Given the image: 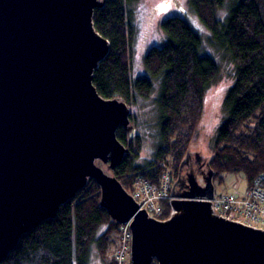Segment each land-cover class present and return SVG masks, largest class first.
<instances>
[{
	"label": "water",
	"instance_id": "1",
	"mask_svg": "<svg viewBox=\"0 0 264 264\" xmlns=\"http://www.w3.org/2000/svg\"><path fill=\"white\" fill-rule=\"evenodd\" d=\"M104 3L0 0V264L89 180L109 218L130 223V264H264V228L213 208L208 155L197 151L198 163L184 177L186 151L164 218L140 209L97 164L115 170L130 155L117 130H135L131 106L103 97L93 83L110 50L93 20Z\"/></svg>",
	"mask_w": 264,
	"mask_h": 264
},
{
	"label": "trees",
	"instance_id": "2",
	"mask_svg": "<svg viewBox=\"0 0 264 264\" xmlns=\"http://www.w3.org/2000/svg\"><path fill=\"white\" fill-rule=\"evenodd\" d=\"M136 1L105 0L93 16L95 28L110 47L94 72L98 92L106 98L120 97L131 106L137 98L151 95L154 80L160 84L155 97L158 144L153 156L143 165H134L140 136L135 130L130 136L122 127L117 130L130 155H125L113 175L129 192L140 177L159 184L161 174L169 170L173 181L176 179L201 120L205 90L218 73L216 60L201 53L200 34L184 17L170 15L161 22L162 44L151 46L144 54L147 75L133 78L130 62L136 28L129 6ZM187 1L210 31L211 43L235 67L234 81L223 100L225 116L209 155L216 173L214 182L221 183L225 172H241L250 184L264 171V0H233L224 19L217 12L225 0ZM99 199V186L89 180L60 207L56 218L24 234L2 264H90L93 245L106 264H116L119 224L100 207ZM162 206L164 218L169 201Z\"/></svg>",
	"mask_w": 264,
	"mask_h": 264
},
{
	"label": "rangeland",
	"instance_id": "3",
	"mask_svg": "<svg viewBox=\"0 0 264 264\" xmlns=\"http://www.w3.org/2000/svg\"><path fill=\"white\" fill-rule=\"evenodd\" d=\"M232 1L225 0L224 5L218 9L217 14L221 19L225 18ZM129 9L131 20L136 28L130 62L133 78L138 75H147L143 62L144 54L151 46L162 44L165 33L161 28V22L170 15H179L187 19L200 34L201 53L216 60L218 73L205 90L203 113L196 135L190 145L192 151H199L209 156L213 151L217 127L225 116L224 96L234 81L233 62L225 52L217 50L211 43L210 31L190 10L187 0H137L129 6ZM159 87V80H154L151 95L146 99L139 97L135 104L131 105L133 116H131V122L141 140L139 154L133 160L134 165L145 164L153 156L158 144V110L155 97ZM97 164L102 166L107 173L113 175V171L109 170L103 162L98 161ZM222 176L221 183L214 182L216 194H242L248 186V181L241 172H225ZM90 264H106L95 245L91 249ZM124 264H130V248L126 253Z\"/></svg>",
	"mask_w": 264,
	"mask_h": 264
},
{
	"label": "built area",
	"instance_id": "4",
	"mask_svg": "<svg viewBox=\"0 0 264 264\" xmlns=\"http://www.w3.org/2000/svg\"><path fill=\"white\" fill-rule=\"evenodd\" d=\"M173 177L169 170L161 174L159 184H154L143 177L133 185L131 194L145 209L149 216L162 218V202L170 200ZM213 208L220 214L242 221L246 224L264 228V171L256 175L242 194L219 193L211 200ZM129 222L119 224L118 246L114 253L116 264H124L126 253L130 248L131 230Z\"/></svg>",
	"mask_w": 264,
	"mask_h": 264
},
{
	"label": "flooded vegetation",
	"instance_id": "5",
	"mask_svg": "<svg viewBox=\"0 0 264 264\" xmlns=\"http://www.w3.org/2000/svg\"><path fill=\"white\" fill-rule=\"evenodd\" d=\"M197 151L190 150V155L188 159V163L184 165L182 168L181 174L185 177L187 173H189L192 169L195 168L196 164L198 163V154ZM203 168V167H202ZM198 181L202 183V176H198Z\"/></svg>",
	"mask_w": 264,
	"mask_h": 264
},
{
	"label": "bare ground",
	"instance_id": "6",
	"mask_svg": "<svg viewBox=\"0 0 264 264\" xmlns=\"http://www.w3.org/2000/svg\"><path fill=\"white\" fill-rule=\"evenodd\" d=\"M214 170V169H213ZM216 174V173H215ZM215 178V177H214ZM250 184H248V186H249Z\"/></svg>",
	"mask_w": 264,
	"mask_h": 264
}]
</instances>
